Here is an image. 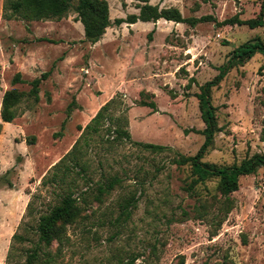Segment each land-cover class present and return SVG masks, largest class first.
<instances>
[{"label": "rangeland", "instance_id": "obj_1", "mask_svg": "<svg viewBox=\"0 0 264 264\" xmlns=\"http://www.w3.org/2000/svg\"><path fill=\"white\" fill-rule=\"evenodd\" d=\"M4 1L0 112L7 90L25 97L11 122L0 114V264L25 262L38 216L63 192L78 197L112 178L119 181L113 189L101 202L90 195L81 217L64 227L65 239L48 249L51 264H264V168L241 176L225 197L216 178L194 184L191 166L173 162L176 152L193 156L204 141L200 86L241 44H264V26L217 22L255 17L262 0H106L111 22L145 3L216 21L112 24L94 44L73 10L59 20L7 18ZM263 63L256 53L210 89L217 130L204 162L229 167L264 155ZM45 71L34 102L29 82ZM17 72L25 83L12 84ZM107 102L99 130L87 132ZM117 127L133 141L171 150L152 153L116 139Z\"/></svg>", "mask_w": 264, "mask_h": 264}, {"label": "trees", "instance_id": "obj_2", "mask_svg": "<svg viewBox=\"0 0 264 264\" xmlns=\"http://www.w3.org/2000/svg\"><path fill=\"white\" fill-rule=\"evenodd\" d=\"M3 9L5 17H18L24 20H59L73 10L77 14L78 21H80L83 26L85 41L91 44L99 41L105 33L106 28L112 24H134L138 21L155 22L159 19H165L177 23H187L193 26L200 22L216 21L215 18L210 15L199 18H186L181 15L178 9H159L157 5L145 3L138 7L139 12L137 14H128L125 18H117L114 22H111L109 18V7L106 0H77L75 5L73 4V0H5ZM217 24L245 25L250 29L263 27L264 0H262L259 13L255 17L243 20L235 15L222 22H217ZM256 53H260L264 56V44L261 40L255 39L241 44L232 52L231 59L227 64L222 66L219 73L212 80L200 86L199 93L196 94V97L199 100L201 117L205 126L202 130H197V132L204 136V141L195 155L184 156L176 152V157L173 159V162L177 165L191 166L192 174L195 176L193 179L194 184L204 182L210 177L216 178L217 188L221 195L225 197H228L231 193L238 190V181L241 176L253 174L259 167L264 168V155H253L243 160L240 165L234 164L229 167H217L202 160L211 146L214 133L217 130L215 121L216 108L212 105L210 100V89L224 78L230 68L236 64L245 63ZM263 67L264 63L261 68ZM49 75L50 71H45L42 72L39 77L31 80L29 82L30 89L26 93V96L32 98L34 102H37L39 100V86ZM11 82L14 85L16 83H25V80L21 78L20 72H17L13 76ZM24 95L25 94L16 89L7 90L4 93L0 112L1 119L4 122H11L15 118V113L12 109L21 102L22 98L25 97ZM108 105L109 102L104 104L85 126L87 132L96 133L99 130L101 120L104 117V112L107 110ZM142 105L149 106L153 110H156V106L153 102L148 104L144 102ZM70 108L71 106L69 105L68 110H70ZM114 133L115 137H117L116 139H124L152 153H161L171 150V148L160 144L133 141L127 129L122 127H117ZM118 182L117 178H112L105 183L98 184L94 192L90 191L89 187H87L78 197L74 196V193L70 190L63 192L55 205L38 216L34 232L37 239L28 250L23 264H37L40 259H42L45 264H51L54 259L50 255L48 249L55 241L61 243V241L65 239L64 227L81 217L88 203V197L93 195L95 201L101 202L102 197L107 195ZM127 211V206H125L123 212L127 213ZM12 240L20 242L27 240V237L13 234ZM10 258L11 251L7 256V260H10Z\"/></svg>", "mask_w": 264, "mask_h": 264}]
</instances>
